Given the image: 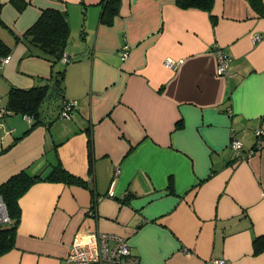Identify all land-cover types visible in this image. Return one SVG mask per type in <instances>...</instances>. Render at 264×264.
Returning a JSON list of instances; mask_svg holds the SVG:
<instances>
[{
    "label": "crops",
    "instance_id": "obj_1",
    "mask_svg": "<svg viewBox=\"0 0 264 264\" xmlns=\"http://www.w3.org/2000/svg\"><path fill=\"white\" fill-rule=\"evenodd\" d=\"M99 1L0 0L11 49L0 69V183L57 159L87 183H34L0 264H59L75 238L96 231L124 237L140 264H264L253 252L264 234V136L244 160L229 145L234 136L247 151L264 134V16L248 0H214L215 23L175 0H119L105 25ZM48 7L66 14L67 63L21 39ZM216 48L231 58L228 76L217 72ZM63 66V100L54 97L55 110L41 104L51 124L23 135L29 120L2 115L10 87L52 83ZM65 99L76 103L70 117L61 116Z\"/></svg>",
    "mask_w": 264,
    "mask_h": 264
},
{
    "label": "trees",
    "instance_id": "obj_2",
    "mask_svg": "<svg viewBox=\"0 0 264 264\" xmlns=\"http://www.w3.org/2000/svg\"><path fill=\"white\" fill-rule=\"evenodd\" d=\"M14 3L18 10H21L24 5H26L25 2L14 1ZM175 3L178 7L183 9L196 8L207 11L211 14L210 16L213 23L216 21V17L212 15L214 0H175ZM248 3L257 13L258 17L264 16L263 0H248ZM99 4L102 5L100 21L105 25H112L114 18L119 13V0H100ZM69 35L70 26L66 14L57 8L48 7L41 10L37 20L27 28L21 36V39L26 40V43L32 44L45 53L50 54L52 56V62L57 64L64 55V49ZM257 35H260L262 39L261 34L257 33ZM10 51V47L0 38V56L9 55ZM67 62H69L68 57L65 63ZM54 71L52 83L36 85L30 88L11 86L7 93L5 103L1 104L3 116L21 114L31 119L29 124L30 127L23 132V135L27 134L37 124L45 123L42 119L41 104L46 98L52 96H60L62 100L64 98L62 82L65 66L58 70L55 69ZM64 102V106H66L69 100L65 99ZM51 122L52 121H48L45 123L47 127H49ZM180 124L181 122L178 121L176 127H179ZM89 130L88 132L90 135ZM263 136L264 134H262V137ZM17 138H20V136ZM8 147L9 146L2 151L8 149ZM87 150L89 172H92L94 162L92 136H89ZM51 166L53 170L47 180L87 186L84 179L65 169L60 159H57V162ZM39 176V174H32L27 169H21L0 183V197L6 205L7 213L10 218L9 222L0 224V257L16 246L18 227L22 215L20 198L34 183L41 180ZM253 252L254 254L264 253V234L254 238Z\"/></svg>",
    "mask_w": 264,
    "mask_h": 264
},
{
    "label": "built area",
    "instance_id": "obj_3",
    "mask_svg": "<svg viewBox=\"0 0 264 264\" xmlns=\"http://www.w3.org/2000/svg\"><path fill=\"white\" fill-rule=\"evenodd\" d=\"M253 40L255 42L261 40L260 35H254ZM128 46H125L124 56L127 55ZM217 57V72L220 75H229V63L230 57L227 53L221 49L216 48ZM10 60V56H0V69L3 65H6ZM61 61L65 63L67 57L63 55ZM178 63L170 58L164 60V65L166 67L176 69ZM75 101H69L61 116L70 117L71 112L75 108ZM25 119L31 120L28 116H24ZM255 147L250 150H243V145L240 140L234 136L230 139V148L235 154L237 160H244L247 157L254 154L261 145L260 138L262 136L261 131L256 133ZM119 169L116 168L115 174L119 173ZM10 218L7 213L6 205L0 197V224L7 223ZM215 264H224L225 261L215 260ZM59 264H140L138 256L134 255L126 241V239L120 235L109 234L103 232H93V233H82L77 238L73 240L68 250L67 255L59 262Z\"/></svg>",
    "mask_w": 264,
    "mask_h": 264
},
{
    "label": "rangeland",
    "instance_id": "obj_4",
    "mask_svg": "<svg viewBox=\"0 0 264 264\" xmlns=\"http://www.w3.org/2000/svg\"><path fill=\"white\" fill-rule=\"evenodd\" d=\"M55 96L47 98V100L44 101L42 104V109L47 108V106H50L55 110L57 103L53 100ZM2 99L4 98L3 96L1 97Z\"/></svg>",
    "mask_w": 264,
    "mask_h": 264
},
{
    "label": "water",
    "instance_id": "obj_5",
    "mask_svg": "<svg viewBox=\"0 0 264 264\" xmlns=\"http://www.w3.org/2000/svg\"><path fill=\"white\" fill-rule=\"evenodd\" d=\"M52 170H53V167L51 166V165H49V166H47L44 170H43V172L40 174V179L41 180H45V179H47L48 178V176L50 175V173L52 172Z\"/></svg>",
    "mask_w": 264,
    "mask_h": 264
},
{
    "label": "clouds",
    "instance_id": "obj_6",
    "mask_svg": "<svg viewBox=\"0 0 264 264\" xmlns=\"http://www.w3.org/2000/svg\"><path fill=\"white\" fill-rule=\"evenodd\" d=\"M10 55V54H9Z\"/></svg>",
    "mask_w": 264,
    "mask_h": 264
}]
</instances>
